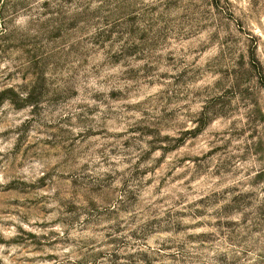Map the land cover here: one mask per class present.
<instances>
[{"label": "clouds", "instance_id": "9594fccd", "mask_svg": "<svg viewBox=\"0 0 264 264\" xmlns=\"http://www.w3.org/2000/svg\"><path fill=\"white\" fill-rule=\"evenodd\" d=\"M0 264H264V0H0Z\"/></svg>", "mask_w": 264, "mask_h": 264}]
</instances>
